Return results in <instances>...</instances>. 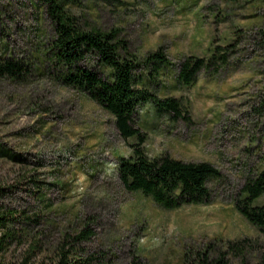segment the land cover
<instances>
[{"label":"rangeland","instance_id":"obj_1","mask_svg":"<svg viewBox=\"0 0 264 264\" xmlns=\"http://www.w3.org/2000/svg\"><path fill=\"white\" fill-rule=\"evenodd\" d=\"M81 23L117 28L137 57L163 47L169 65L154 83L176 98L186 119L140 106L135 124L153 158L207 162L205 204L163 209L126 190L116 173L131 154L113 117L63 85L49 58L53 26L37 0H0V61L26 67L0 77V205L15 211L4 264H54L62 250L89 264H264V235L235 208L244 184L264 170V0H68ZM217 48V49H215ZM215 57L188 86L177 79L187 56ZM94 62L92 61V64ZM101 72L105 70L98 66ZM264 203V195L254 201ZM90 231L89 239H76Z\"/></svg>","mask_w":264,"mask_h":264},{"label":"trees","instance_id":"obj_2","mask_svg":"<svg viewBox=\"0 0 264 264\" xmlns=\"http://www.w3.org/2000/svg\"><path fill=\"white\" fill-rule=\"evenodd\" d=\"M53 26L49 58L57 71V79L65 86L85 93L93 102L114 119L119 135L127 140L131 154L120 157L116 173L128 191L140 192L163 209H177L183 205L205 204L210 192L206 180L218 178L219 171L207 162H184L169 155L149 157L142 148L146 136L135 124L140 106L149 103L158 116L183 118L178 99L161 98L146 87L137 86L140 73L145 71L149 83H154L161 69L169 65L163 47L137 57L117 28L102 30L81 23L65 7L68 0H37ZM217 49V48H215ZM215 54L203 58L187 56L178 64L176 79L185 86L191 85L202 69H209ZM92 61L94 62L92 64ZM102 67L101 72L97 67ZM25 65L14 59L0 61V77L19 79L25 75ZM243 198L235 200V208L251 225L264 235V203L254 204L264 195V170L248 180L243 188ZM18 215L0 205V254L7 249L16 233L10 230ZM90 231H83L76 239H89ZM0 264H4L0 260ZM54 264H89V259L72 258L69 250H62ZM128 264H144L133 256ZM197 264H226L221 258L209 260L205 253L198 254Z\"/></svg>","mask_w":264,"mask_h":264}]
</instances>
